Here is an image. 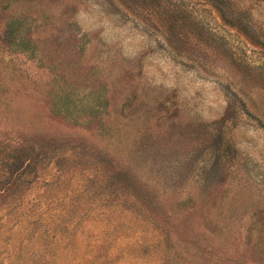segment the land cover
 <instances>
[{
    "label": "rangeland",
    "instance_id": "374dc122",
    "mask_svg": "<svg viewBox=\"0 0 264 264\" xmlns=\"http://www.w3.org/2000/svg\"><path fill=\"white\" fill-rule=\"evenodd\" d=\"M0 264H264V0H0Z\"/></svg>",
    "mask_w": 264,
    "mask_h": 264
},
{
    "label": "trees",
    "instance_id": "16d2710c",
    "mask_svg": "<svg viewBox=\"0 0 264 264\" xmlns=\"http://www.w3.org/2000/svg\"><path fill=\"white\" fill-rule=\"evenodd\" d=\"M218 11L221 12L220 9H218ZM221 15L223 16V13H222V12H221ZM19 166H20V168H21V170H22L23 168L21 167L20 164H19ZM11 173H16V175L18 174V164H17V166L14 168V170L11 171Z\"/></svg>",
    "mask_w": 264,
    "mask_h": 264
}]
</instances>
